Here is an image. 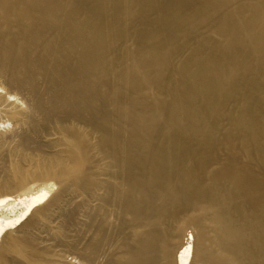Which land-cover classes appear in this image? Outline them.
Masks as SVG:
<instances>
[{"label":"bare ground","instance_id":"6f19581e","mask_svg":"<svg viewBox=\"0 0 264 264\" xmlns=\"http://www.w3.org/2000/svg\"><path fill=\"white\" fill-rule=\"evenodd\" d=\"M0 122V264H264V0H0Z\"/></svg>","mask_w":264,"mask_h":264},{"label":"rangeland","instance_id":"374dc122","mask_svg":"<svg viewBox=\"0 0 264 264\" xmlns=\"http://www.w3.org/2000/svg\"><path fill=\"white\" fill-rule=\"evenodd\" d=\"M18 137L19 136L17 135V132L13 128L11 123L9 122L1 123L0 122V142H1L0 153L2 149L5 150L3 155L0 154V182L4 180L8 181L10 178V169H9L10 166L9 165L11 164L10 162L16 157L14 154H11L8 151V149L11 148V146H13L15 143H17L16 141H18L19 139ZM59 188H60L59 184L55 182L54 180H38V181H31L22 188L11 186L7 189V191L8 193L12 195V197H15L17 195L22 196L24 194H27L28 192L30 193V192L38 191V189L39 190L47 189L49 191L47 198H45L44 200H42V202L39 203V206H41L51 197V195H55L58 192ZM21 207L22 206L18 205L17 209H20ZM23 229H24L23 225L21 226L17 225V226L12 227L10 230L14 231L15 233H20L21 231H23ZM69 229L71 228L63 216L54 215L46 219L44 222L39 223L34 229L31 230L30 234L34 237V241L37 244V246L39 245L41 246L44 242L47 241L46 239L48 238L51 239L48 242L56 241L58 243V242L65 241L66 238L62 235V233L63 234L69 233ZM190 231H191L190 228L186 229L184 236H183L184 241L186 240V237L190 233ZM60 240H63V241H60ZM61 248L63 247L61 246L57 248L52 247V250H54L55 252L57 251V249H61ZM190 258H191V255H190Z\"/></svg>","mask_w":264,"mask_h":264}]
</instances>
